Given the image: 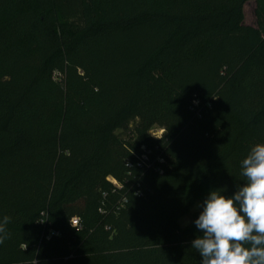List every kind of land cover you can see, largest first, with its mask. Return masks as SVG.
Returning <instances> with one entry per match:
<instances>
[{
  "label": "trees",
  "instance_id": "1",
  "mask_svg": "<svg viewBox=\"0 0 264 264\" xmlns=\"http://www.w3.org/2000/svg\"><path fill=\"white\" fill-rule=\"evenodd\" d=\"M248 1L0 0V264H201L179 220L264 143Z\"/></svg>",
  "mask_w": 264,
  "mask_h": 264
},
{
  "label": "clouds",
  "instance_id": "2",
  "mask_svg": "<svg viewBox=\"0 0 264 264\" xmlns=\"http://www.w3.org/2000/svg\"><path fill=\"white\" fill-rule=\"evenodd\" d=\"M241 168L245 182L231 196L211 190L194 221L201 234L191 247L201 264H264V143L251 147ZM10 220H0V244Z\"/></svg>",
  "mask_w": 264,
  "mask_h": 264
},
{
  "label": "rangeland",
  "instance_id": "3",
  "mask_svg": "<svg viewBox=\"0 0 264 264\" xmlns=\"http://www.w3.org/2000/svg\"><path fill=\"white\" fill-rule=\"evenodd\" d=\"M244 23L249 26H255V9H256V4L253 0L248 1L244 5ZM64 81V75L62 76L59 73H56L54 75V82L55 84H58V86L63 88V83ZM53 88H48L45 92V98L51 100V93ZM250 92H251V98L254 103H257L264 99V74H258L256 75L253 80L250 83ZM78 93H76L75 96H77ZM159 130L157 128H153L152 132L157 133ZM201 210V203L199 201H195L194 204L191 206L188 214L181 218L179 220V225L181 228H186L190 226L191 224V217L192 215Z\"/></svg>",
  "mask_w": 264,
  "mask_h": 264
},
{
  "label": "built area",
  "instance_id": "4",
  "mask_svg": "<svg viewBox=\"0 0 264 264\" xmlns=\"http://www.w3.org/2000/svg\"><path fill=\"white\" fill-rule=\"evenodd\" d=\"M161 133H162V131H158L157 133H154L153 135L158 137ZM71 225L73 227H76L77 226V221L76 220H72L71 221Z\"/></svg>",
  "mask_w": 264,
  "mask_h": 264
}]
</instances>
